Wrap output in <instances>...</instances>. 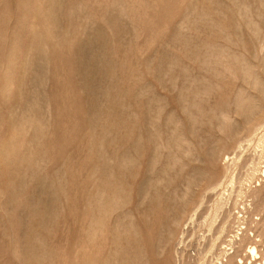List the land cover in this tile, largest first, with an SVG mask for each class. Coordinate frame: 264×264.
<instances>
[{
	"label": "rangeland",
	"instance_id": "rangeland-1",
	"mask_svg": "<svg viewBox=\"0 0 264 264\" xmlns=\"http://www.w3.org/2000/svg\"><path fill=\"white\" fill-rule=\"evenodd\" d=\"M261 139L264 0H0V264L264 263Z\"/></svg>",
	"mask_w": 264,
	"mask_h": 264
},
{
	"label": "bare ground",
	"instance_id": "bare-ground-1",
	"mask_svg": "<svg viewBox=\"0 0 264 264\" xmlns=\"http://www.w3.org/2000/svg\"><path fill=\"white\" fill-rule=\"evenodd\" d=\"M219 18V17H218ZM95 65V64H94ZM258 142V141H257ZM258 143H260V145L262 146L263 145V143H264V141L261 139ZM264 146V145H263ZM229 159V158H228ZM229 160H232L233 162H235V163H238V161L240 160V154H238V155H235V156H233L232 158H230ZM261 172L264 174V167L262 168V170H261ZM262 174V175H263ZM233 176V175H232ZM264 176V175H263ZM235 177V176H234ZM240 178L241 177H237L236 178V181L235 182H237L238 181V183H235V184H239L243 179L241 178V181H240ZM228 180H229V182H231V181H233V179L234 178H232L231 176L229 177V178H227ZM226 179V180H227ZM226 180H224L225 181V183H226ZM228 182V183H229ZM221 183V182H220ZM219 183V184H220ZM222 183H224V182H222ZM221 183V184H222ZM234 183H232L231 185H233ZM220 184V185H221ZM227 184V183H226ZM230 184V183H229ZM234 184V185H235ZM241 184V183H240ZM220 185H218V187L220 186ZM223 185H225V184H223ZM243 185V184H242ZM237 186V185H236ZM240 186L241 185H239V189H240ZM223 187V186H222ZM215 188V186H212V187H210V189L212 190V189H214ZM237 190H238V188H237ZM242 189H240V191H241ZM243 193V192H242ZM239 195L241 194V192H239L238 193ZM242 195V194H241ZM216 200V199H215ZM214 200V201H215ZM213 201V202H214ZM224 201H225V199H224ZM223 200H221V199H218V202L217 203H215V205L213 206L212 205V207H211V214H208L209 216L208 217H210V215H212V216H215V214H217V211H218V208H223V207H225V202H224ZM235 203H236V201H235ZM234 203V205H233V209H235V211H236V214L234 215L233 213H232V210H231V208H227V210H225L224 211V216L223 217H225L224 219H227V217L229 218L230 216H232V214L240 221L241 219H242V222L241 223H243V210H241V209H239V208H237L236 207V204ZM211 205V204H210ZM241 206H243L242 205V203H241ZM237 208V209H236ZM242 209H243V207H241ZM220 209V210H221ZM219 210V211H220ZM218 211V212H219ZM221 211H223V209L221 210ZM235 211H234V213H235ZM209 213H210V210H209ZM217 216V215H216ZM211 218H213V217H211ZM223 219V220H224ZM235 219V218H234ZM227 221H228V219H227ZM239 221H237L238 223H239ZM213 222V221H212ZM222 224L219 226V230H218V232H220L221 234H224V232H226V220L225 221H223V222H221ZM226 223V224H225ZM253 223V222H252ZM241 224L239 223L238 224V226H237V229H236V233L235 234H233L232 236H230L229 234H228V232H227V237L229 236V238L227 239V240H225V241H223V243H224V246L222 247V250L220 251V252H222L223 254H224V256L226 257V260H225V262H224V264H243V257H242V252H241V248H242V246H243V243H244V241L248 238V230H252V228L251 227H249L248 226V228H244L243 229V227H241L240 226ZM220 234V235H221ZM253 236H254V234H253ZM258 236V235H257ZM254 242V241H253ZM214 244L213 243H211V246H213ZM219 252V253H220ZM247 252H248V254H249V256L252 258V261L249 263V264H264L263 262H262V260L261 259H258V258H260V252L257 250V248H256V246L252 243V244H250L249 246H248V250H247ZM262 255V254H261ZM249 257V258H250ZM198 264H203V263H198Z\"/></svg>",
	"mask_w": 264,
	"mask_h": 264
}]
</instances>
